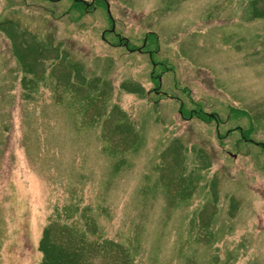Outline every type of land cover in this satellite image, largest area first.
Returning a JSON list of instances; mask_svg holds the SVG:
<instances>
[{"label": "rangeland", "instance_id": "1", "mask_svg": "<svg viewBox=\"0 0 264 264\" xmlns=\"http://www.w3.org/2000/svg\"><path fill=\"white\" fill-rule=\"evenodd\" d=\"M98 2L0 0V264L55 221L137 264H264V0Z\"/></svg>", "mask_w": 264, "mask_h": 264}, {"label": "trees", "instance_id": "2", "mask_svg": "<svg viewBox=\"0 0 264 264\" xmlns=\"http://www.w3.org/2000/svg\"><path fill=\"white\" fill-rule=\"evenodd\" d=\"M55 1L58 2L60 0ZM71 1L72 5H70L68 12H78L82 15L89 13L88 9L90 6H87L83 0ZM98 1L99 0H95L94 4L98 5ZM32 3L36 4L35 2H30L29 4L32 5ZM45 9L49 12L54 11L48 7L44 8V10ZM257 14L258 17H264V10L262 12L257 11ZM148 35L155 34L154 32H148ZM126 43L131 47V41L127 39L125 40V44ZM157 50L159 51V49ZM14 56H16L15 52ZM153 63L155 62L152 61V64ZM153 72H155V70H153ZM153 72L151 73L153 74ZM160 76L161 74L156 76L153 75L151 78L154 81L157 80L156 83H159ZM158 100L159 99L156 101ZM203 112V110H199V116H197L201 118L204 116L206 119L210 120L211 118L203 114ZM84 218H87L89 223H92V220H90L91 217L88 214L85 213ZM77 230L78 229H73L71 231L68 226H60L56 221L52 222L44 231L43 238L40 241L39 247L44 253V258L40 264H137L130 250L123 244L119 242L116 243L112 240H106L101 236H99V238H88L85 233Z\"/></svg>", "mask_w": 264, "mask_h": 264}, {"label": "flooded vegetation", "instance_id": "3", "mask_svg": "<svg viewBox=\"0 0 264 264\" xmlns=\"http://www.w3.org/2000/svg\"><path fill=\"white\" fill-rule=\"evenodd\" d=\"M138 49V51L139 52H145V49H143V48H137ZM149 54L151 55V53L149 52ZM157 92H160L159 90L157 91ZM217 127H219L220 126V118L218 117L217 119Z\"/></svg>", "mask_w": 264, "mask_h": 264}]
</instances>
